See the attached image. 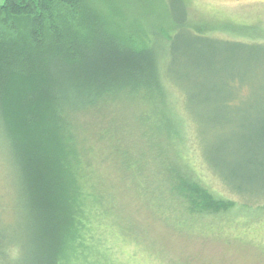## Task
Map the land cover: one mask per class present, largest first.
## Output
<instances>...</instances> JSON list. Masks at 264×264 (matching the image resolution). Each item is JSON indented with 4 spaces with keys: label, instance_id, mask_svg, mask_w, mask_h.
Listing matches in <instances>:
<instances>
[{
    "label": "trees",
    "instance_id": "obj_1",
    "mask_svg": "<svg viewBox=\"0 0 264 264\" xmlns=\"http://www.w3.org/2000/svg\"><path fill=\"white\" fill-rule=\"evenodd\" d=\"M205 37V28L188 25L187 0H3L0 136L12 161L20 224L12 228L11 213L1 210L0 264H118L113 227L124 217L114 181L156 185L154 192L178 197L190 213L234 206L215 199L187 172L182 154L169 151L180 152L189 133L198 142L202 112L233 105L225 96L220 109L214 106L218 85L209 79H226L231 94L237 76L222 65L204 66ZM246 47L234 43L235 52ZM238 129L234 180L264 181V106ZM98 141L111 144L102 159L95 156ZM102 166L112 169L111 180ZM219 178L242 197L236 180L233 189ZM186 210L178 219L184 225Z\"/></svg>",
    "mask_w": 264,
    "mask_h": 264
},
{
    "label": "rangeland",
    "instance_id": "obj_2",
    "mask_svg": "<svg viewBox=\"0 0 264 264\" xmlns=\"http://www.w3.org/2000/svg\"><path fill=\"white\" fill-rule=\"evenodd\" d=\"M2 2L0 0V4ZM187 11L191 28H205L204 66L211 64L216 70L222 65L233 74L235 71L237 77L231 94L224 89V84H230L226 79H209L218 85L213 96L218 101L215 108L220 109L225 96L233 105L215 114L202 112L207 120L197 132L198 142H193L189 133L180 152L169 151L182 154L184 167L190 171L187 172L194 179L199 178L215 199L231 200L234 206L218 214L190 213L179 203L178 197H171L169 192L161 197L154 192L151 187L156 185L141 186L132 179H126L124 184L114 181L120 190L119 207L124 220L121 228L113 227L120 235L114 241L113 250L118 264H264V181L255 177L234 180V173L241 169L240 160L234 159L238 123L253 108L264 106V0H187ZM212 29L216 31L210 33ZM216 39L222 41L221 45ZM234 43H245L249 47L235 52ZM93 118L89 115L85 120ZM110 145L98 141L96 158L102 159L104 152L108 155ZM6 147L0 136V200L5 203L0 204V212L4 209L10 212L8 224L17 228L20 224L17 188ZM137 148L141 149V155L148 152L143 146ZM210 150L214 157H208ZM100 171L110 180L114 176L110 166H102ZM219 173L228 179L233 189L235 182L240 185L242 197L222 182ZM182 210L188 213L187 225L178 220L183 217ZM124 225L130 229L125 230Z\"/></svg>",
    "mask_w": 264,
    "mask_h": 264
}]
</instances>
